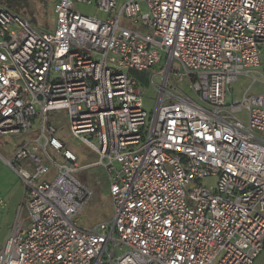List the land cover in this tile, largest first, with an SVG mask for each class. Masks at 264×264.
<instances>
[{
  "label": "built area",
  "instance_id": "built-area-1",
  "mask_svg": "<svg viewBox=\"0 0 264 264\" xmlns=\"http://www.w3.org/2000/svg\"><path fill=\"white\" fill-rule=\"evenodd\" d=\"M53 1L50 30L0 5V135L38 124L5 159L26 222L15 219L0 264H251L264 250V90L249 92L264 83V0ZM132 69L151 71V111ZM250 72L260 79L227 99ZM56 109L95 161L58 136ZM92 165L112 216L84 228L93 189L74 173Z\"/></svg>",
  "mask_w": 264,
  "mask_h": 264
},
{
  "label": "rangeland",
  "instance_id": "rangeland-1",
  "mask_svg": "<svg viewBox=\"0 0 264 264\" xmlns=\"http://www.w3.org/2000/svg\"><path fill=\"white\" fill-rule=\"evenodd\" d=\"M0 5L10 9L22 19H29L31 25L40 30H50L54 22L55 16L53 13V0H0ZM76 7L83 13L96 15L99 18H104L107 16V14L103 11L96 10L92 4L89 5L77 3ZM263 66L264 47H262L260 52V63L257 66V70H261ZM130 73L145 89L143 104L147 111H151L154 107L155 101V91L150 83L151 71H138L132 69ZM252 77L260 79V75L256 72H250L248 75H238L237 79L230 83L226 98L230 99L232 97L235 100L239 99L242 91L251 84ZM154 80L157 81L158 77H155ZM176 84L180 88H185V92L187 94L190 93L188 89H186L187 83L185 80ZM263 90L264 83L258 80L251 84L249 92L257 93ZM47 117L50 118L55 124L58 136L78 155L79 163H90L97 159L96 154L91 149H89L71 134L68 127V119L63 109L50 111L47 113ZM37 128L38 124L34 123L26 133L0 135L1 155L7 158L10 157L13 153L14 147L16 144H18V142L32 139L34 136H36L38 131ZM47 150L55 161H60L59 156L52 152L49 147ZM39 155L41 159L47 161L43 154ZM50 172H53V170L50 169ZM74 174L79 179L91 185L93 189L91 198L77 215L78 225L87 228L98 221L109 219L112 216V207L107 187V180L102 168L99 165H92L86 169L76 171ZM204 182H211V180L205 179ZM12 184L14 187L15 182L13 178V170L10 166L5 164V162L0 157V213L4 208L2 206V202L3 200H6L8 193H10L8 190H13L16 193L17 188L14 189L11 187ZM20 208L21 210L19 213V218L23 222H26V207L24 198L21 200ZM4 221V217L0 218V240L3 238V236L5 238L7 236L3 235L2 233V223ZM251 264H264V250L254 259Z\"/></svg>",
  "mask_w": 264,
  "mask_h": 264
},
{
  "label": "crops",
  "instance_id": "crops-1",
  "mask_svg": "<svg viewBox=\"0 0 264 264\" xmlns=\"http://www.w3.org/2000/svg\"><path fill=\"white\" fill-rule=\"evenodd\" d=\"M0 157L5 162V164H7L5 161L7 157H3L1 153H0ZM13 178H14L15 184H14V187H13V184L11 187H13L14 189L17 188L16 193L13 190L12 191L8 190V192L10 193H8L6 200H3L2 206L4 208L2 209L0 213V218L4 217V220H5L2 223V233L5 236L10 231L15 219L19 217V213L21 210L20 203H21L22 198L24 197L23 195H24V190H25L23 182L20 180V178L18 177V175L15 173L14 170H13ZM3 238L5 237L3 236ZM3 238L0 240V244L3 242L2 241L4 240Z\"/></svg>",
  "mask_w": 264,
  "mask_h": 264
},
{
  "label": "trees",
  "instance_id": "trees-1",
  "mask_svg": "<svg viewBox=\"0 0 264 264\" xmlns=\"http://www.w3.org/2000/svg\"><path fill=\"white\" fill-rule=\"evenodd\" d=\"M131 74V73H130ZM132 75V74H131Z\"/></svg>",
  "mask_w": 264,
  "mask_h": 264
}]
</instances>
